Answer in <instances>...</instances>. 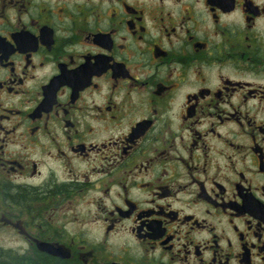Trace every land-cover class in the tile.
Here are the masks:
<instances>
[{
	"label": "flooded vegetation",
	"instance_id": "obj_1",
	"mask_svg": "<svg viewBox=\"0 0 264 264\" xmlns=\"http://www.w3.org/2000/svg\"><path fill=\"white\" fill-rule=\"evenodd\" d=\"M0 264H264V0H0Z\"/></svg>",
	"mask_w": 264,
	"mask_h": 264
}]
</instances>
